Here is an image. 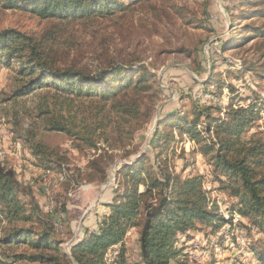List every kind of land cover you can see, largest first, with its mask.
I'll return each instance as SVG.
<instances>
[{"label": "trees", "instance_id": "16d2710c", "mask_svg": "<svg viewBox=\"0 0 264 264\" xmlns=\"http://www.w3.org/2000/svg\"><path fill=\"white\" fill-rule=\"evenodd\" d=\"M166 3L0 0V10L26 13L43 23L38 30H0V66L12 74L9 93L1 94V103L12 107L14 120L19 114L29 120L18 137L36 166L56 173L70 171L62 149L37 139L39 132L62 134L74 149L101 150L87 163L85 172L75 170L76 177L69 178L76 182L84 173L89 182L106 181L114 158L100 145L131 143L139 125L152 117L159 93L143 64L142 50L136 45L116 47L115 42L123 43L133 33L155 32L151 17L158 18L157 7ZM168 7L182 15L177 5ZM232 10H238V20L250 22L238 28L247 35L230 33L220 51L251 43L246 52L252 55L240 62L235 73L226 74L244 86L248 75L264 82V0H238ZM177 51L185 52L184 48ZM215 63L211 60L202 92L208 93L207 87L214 84L217 96L222 89L236 94L232 84L215 77ZM261 90H248L250 95L240 98L236 94L225 106L194 102L190 118L181 116L175 121L172 127L193 145L189 156H200L208 167L205 174L183 176L188 163L175 171L173 158L162 153L177 142L176 136L161 134L158 129L165 122H159L154 133L159 153L148 164L145 154L124 156L127 160L136 155L115 172L117 187L103 204L108 212L97 218L94 229L85 228L67 251L52 212H43L31 189L0 163V264H185L178 260L181 241L200 234L208 243L210 238L217 240L219 246L224 239L234 241L236 229L248 238L252 232L263 237L250 239L246 249L256 263L264 264V131L242 136L264 116ZM174 113L169 119L178 116ZM179 157H185V152ZM206 182L215 183L217 192L228 198V218L208 197ZM61 212L65 213L64 204ZM234 214L239 217L235 226ZM130 229L137 231L138 262L128 260L123 245ZM109 250L117 254L108 256Z\"/></svg>", "mask_w": 264, "mask_h": 264}, {"label": "rangeland", "instance_id": "374dc122", "mask_svg": "<svg viewBox=\"0 0 264 264\" xmlns=\"http://www.w3.org/2000/svg\"><path fill=\"white\" fill-rule=\"evenodd\" d=\"M166 1L163 7L160 5L157 7L158 18L151 17V22L153 21L156 27L155 32L133 33L123 43L120 40L115 42L116 47H120V44L129 47L136 45L137 50H142L143 64L153 75L151 82L155 85L154 88L159 89V93L155 100L152 117L144 121L142 126L139 125L131 143L100 145L107 155L114 158L107 170V179L104 183L97 182V179L89 182L84 173L80 176L81 179L79 177V180H76L77 183L69 178L70 175L76 177L75 170L85 172L87 163L98 156L101 150L79 151L74 149L71 146V140L62 134L39 132L37 139L51 147L58 146L62 149L68 158L67 167L70 171L56 173L43 170L35 165L25 143L18 137V134H21L29 124V120L21 114L14 120L12 107L1 103L3 97L1 94L9 93L12 74L10 70L0 66V163L13 170L17 179L31 189L43 212H52L58 237L63 241L62 248L66 251L72 241L82 236L85 228L94 229L97 218L108 212L103 204L111 200L117 187L118 180L115 174L117 168L123 162L136 157L133 155L125 160L124 156L145 154L148 158L146 164H148L152 162L153 156L159 153L160 149L157 148L158 144L154 136L159 122H165L158 129L161 134L170 133L176 136L177 142L167 145V150L162 153L163 156L168 155L173 158L175 171L180 172L184 164L188 163L190 167L183 173V176L205 174L209 170L208 167L200 156H189L188 153L193 145L186 139L187 137H180L177 128L172 127L176 124L175 121L181 116L190 118L194 102L201 105L221 103L225 106L228 98L236 94L240 98L249 96L251 90L260 92L264 89V82H260L251 75L245 78L248 82L247 86H244L240 81L234 80L232 74H226L227 71L235 73L240 62L243 59H250L252 55L251 52H246L251 43L239 44L238 47L229 48L225 52H221L219 48L221 42L229 39L230 33L240 35L238 28L250 23L238 20V10L229 11V8H232L238 0ZM171 5H177L182 15L173 9L169 10L171 8L168 6ZM246 8L244 6L242 10ZM8 27L23 31L38 30L43 27V23L26 13L0 10V30ZM232 29L234 30L231 31ZM178 48H184L185 52L177 51ZM224 59L227 60L225 63L222 61ZM211 60H216L213 69L215 77L232 84L236 88V94L230 95L227 90L222 89L221 95L217 96L218 90L214 84L207 87L210 90L208 93L202 92V84L207 81L211 71ZM27 102L29 104V101ZM235 105H244V103ZM174 112L179 117L169 119V116L175 114ZM15 121L18 125H15ZM258 131H264L263 115L262 119L247 128L242 136L248 138ZM180 139L182 142H179ZM182 151L185 152V157H179ZM204 188L208 191L210 200L216 203L219 213L228 218V198L217 192L215 183L206 182ZM62 204L65 205V213H59ZM238 220L239 217L234 214V226ZM224 230L227 232L228 228L225 227ZM233 233L237 235L234 241L232 238H227L219 246L218 243L216 244L217 240L210 238V243H208L207 239L200 234L195 235L188 242L181 241L178 245L182 248L178 260L186 262L185 264H206L211 260L214 264H258L246 247L250 239L259 240L263 237L252 232L248 238L245 232L237 229L233 230ZM123 245L128 260L138 262L139 248L136 230L127 231ZM212 245H214L213 249ZM108 252L107 255L110 254L111 257L117 254L116 252L111 254L110 250ZM111 260L109 259L108 263H111Z\"/></svg>", "mask_w": 264, "mask_h": 264}]
</instances>
